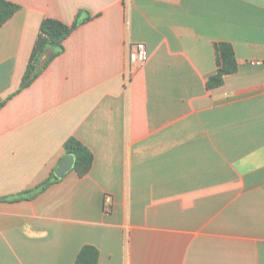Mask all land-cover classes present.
I'll list each match as a JSON object with an SVG mask.
<instances>
[{
  "label": "crops",
  "instance_id": "1",
  "mask_svg": "<svg viewBox=\"0 0 264 264\" xmlns=\"http://www.w3.org/2000/svg\"><path fill=\"white\" fill-rule=\"evenodd\" d=\"M7 1L20 9L0 27V264H75L86 245L99 264H264V0ZM45 19L79 25L22 88ZM221 42L238 71L209 89ZM72 137L90 172L25 194Z\"/></svg>",
  "mask_w": 264,
  "mask_h": 264
},
{
  "label": "trees",
  "instance_id": "2",
  "mask_svg": "<svg viewBox=\"0 0 264 264\" xmlns=\"http://www.w3.org/2000/svg\"><path fill=\"white\" fill-rule=\"evenodd\" d=\"M20 7L7 0H0V27L6 24L18 11ZM82 13V12H81ZM88 15L85 20H89ZM77 21L73 26H68L61 21L54 19L43 20L38 38L34 45L30 62L23 79L22 88L29 86L41 72L49 66V64L64 50V42L71 33L78 27ZM52 48L53 54L42 62V57L46 51ZM217 52V73L208 80V88L214 89L220 87L228 75L235 74L238 71V63L234 47L226 42L215 45ZM65 156L73 155L75 157L74 169L80 176H84L90 172L94 163V155L92 151L81 141L72 137L68 139L64 145ZM58 180L53 172L50 178L33 191L25 194L28 196L35 195L45 190L52 182ZM100 252L91 245L84 246L78 254L75 264H99Z\"/></svg>",
  "mask_w": 264,
  "mask_h": 264
},
{
  "label": "built area",
  "instance_id": "3",
  "mask_svg": "<svg viewBox=\"0 0 264 264\" xmlns=\"http://www.w3.org/2000/svg\"><path fill=\"white\" fill-rule=\"evenodd\" d=\"M149 55L145 44L130 43L129 45V64L144 65L148 61ZM259 64V62H256ZM113 200L111 196H106L104 200V211L110 213L112 211Z\"/></svg>",
  "mask_w": 264,
  "mask_h": 264
},
{
  "label": "water",
  "instance_id": "4",
  "mask_svg": "<svg viewBox=\"0 0 264 264\" xmlns=\"http://www.w3.org/2000/svg\"><path fill=\"white\" fill-rule=\"evenodd\" d=\"M75 166V157L73 155L66 156L58 168L55 170L57 178H63L68 172H70Z\"/></svg>",
  "mask_w": 264,
  "mask_h": 264
}]
</instances>
